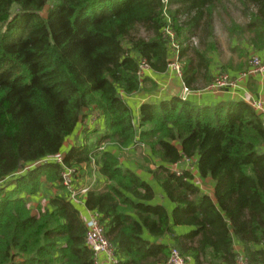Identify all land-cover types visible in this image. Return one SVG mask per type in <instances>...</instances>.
<instances>
[{
  "label": "trees",
  "instance_id": "obj_1",
  "mask_svg": "<svg viewBox=\"0 0 264 264\" xmlns=\"http://www.w3.org/2000/svg\"><path fill=\"white\" fill-rule=\"evenodd\" d=\"M225 1L52 0L43 16L48 0H0V183L61 154L86 110L105 127L92 145H73L61 163L38 165L0 188V264H97L61 178L64 167L80 173L91 166L107 184L90 188L83 203L114 247L112 264H166L171 248L193 264H235V239L247 264H264V125L257 112L244 100L202 107L172 96L142 103L135 123L126 102L155 87L149 72L167 71L173 44L183 86L211 83L218 9L230 18V35L239 30L252 49H264V0H233L244 24L229 16ZM142 63L149 71L141 77ZM114 146L147 148L146 158L159 161L150 172L175 203L171 215L146 203L152 188L120 165ZM193 157L200 175L214 180V199L189 170L170 167ZM43 185L55 192L35 211L28 196ZM173 225L192 228L177 234ZM144 229L170 235L172 244L144 239Z\"/></svg>",
  "mask_w": 264,
  "mask_h": 264
},
{
  "label": "crops",
  "instance_id": "obj_2",
  "mask_svg": "<svg viewBox=\"0 0 264 264\" xmlns=\"http://www.w3.org/2000/svg\"><path fill=\"white\" fill-rule=\"evenodd\" d=\"M216 13L214 14V39L216 42V48L211 49L208 55L211 58V62L209 65L211 71V80L218 74L219 72L227 71L230 75L236 76L238 72L245 68L247 65L245 63V56L250 55L252 53L258 54L262 59H264V49L254 50L250 47L245 39L241 37L239 30L236 34H229V26L231 25L230 19L226 23L223 21V31L227 35V47L224 43L219 40L216 33ZM225 20V19H224ZM235 21V20H234ZM236 22V21H235ZM194 45H196L195 40H193ZM227 52L230 54L227 59L224 54ZM238 53V55H237ZM172 54V53H171ZM171 57V56H170ZM234 58L237 59L235 63ZM149 77L151 81L154 82L155 88H149L146 90H140L139 92L129 95L126 97V102L128 106L131 108V111L134 116L135 123H137V117L139 112V107L144 102L158 103L162 100L170 99L172 96L184 97V100L191 102L196 106H212L217 104L220 101H239L244 100L246 102H250L256 99L264 100V75H253L249 78L236 83L235 85L227 84L223 88L218 91L214 90H190L184 91V86L180 75L176 73L175 70L168 68L167 71L163 73H155L149 72ZM212 82V81H211ZM146 86L150 87V83L147 82ZM93 111L86 110L85 116L79 121L77 128L73 134L68 136L63 144L62 152H66L71 146H73L74 142H85V137L87 136L88 141L91 140V134H98L100 137L103 133L105 127L102 124V119L97 115V119L93 120ZM97 124V125H95ZM90 128V129H89ZM89 130L91 133L87 132ZM96 129L95 131H93ZM86 133V134H85ZM67 140H73L70 142V145H65ZM75 146V145H74ZM138 148V147H136ZM135 147H127L124 149H119L117 147H110L111 151L118 157L120 165L124 168H128L134 173H136L143 181H145L154 192V197L152 200L147 201L148 204H159L163 206L167 213L171 215V211L175 206V203L172 202L166 195L161 187V185L153 178L150 170L155 167L159 161L155 159H149V163L147 167H142L138 161L135 159H131V157H126L120 151L126 150L128 154H132L136 150ZM144 154L147 156L150 151L147 148L143 150ZM149 158V156H147ZM194 161V165L191 167H186L182 163L183 160L171 165L175 166V168H180L182 170H189L192 175V181L195 185L199 187L201 192L209 195L212 199H214V180L209 176H201L196 164V157L191 159ZM170 166V167H171ZM92 174L89 175L87 170H83L81 175V181H92L95 189H102L107 184V179L100 175L95 171V168L89 169ZM90 176V177H89ZM11 189V188H8ZM54 189L49 185H43L39 192L35 195L28 196V206L37 211L43 210L48 206V199L53 194ZM82 219H84L88 213V209L84 204H77ZM191 226L188 225H173V230L177 234H184L191 230ZM142 237L151 242L171 245L172 238L170 235H163L160 237L152 236L146 229L143 230ZM234 249L236 253L243 252V247L238 240H234ZM97 264H107L106 257L103 254H99L97 259ZM189 264H193V262H189Z\"/></svg>",
  "mask_w": 264,
  "mask_h": 264
},
{
  "label": "built area",
  "instance_id": "obj_3",
  "mask_svg": "<svg viewBox=\"0 0 264 264\" xmlns=\"http://www.w3.org/2000/svg\"><path fill=\"white\" fill-rule=\"evenodd\" d=\"M174 49H176L175 44H173V49L171 52L172 54L169 59L168 68L175 70L176 73L180 75V65L177 62L176 50ZM148 71H149V67L147 66V64L142 63L140 65V70L138 74L142 77ZM253 75H264V61H262L260 57L254 53L248 56V67L242 71H239L236 76L231 77L229 74H226L224 72H219L218 74H216V76H214L213 81L206 88L201 90L218 91L227 84L235 85L236 83L241 82L247 79V77ZM184 91H190V90L184 87ZM181 98L185 99L184 97ZM249 104L261 117L264 125V100L261 99L252 100L249 102ZM59 155L55 156L54 158L46 159V160L52 162L57 161L61 163L62 158L59 157ZM44 161L42 160V162ZM40 162L41 161H39L38 163ZM65 171H67V173L64 174L63 172ZM76 175H77V171L75 170V168L64 167L63 171L61 172L62 183L63 185H65L67 189V199L70 200L75 205L77 204L79 205V204H84L83 197L87 193V191L90 188H92L93 182L92 181L87 182L83 180L81 181V178H79L80 176L78 175L76 176ZM83 221L85 223V228H86L85 243L93 251L95 260L97 259L99 254H103L106 257L107 264H112L113 261H115L116 259L114 247L105 238L102 225L99 222L97 216L92 211L88 210V213L86 217L83 219ZM166 264H189V261L185 257H183L178 252L177 249L171 248L170 255ZM235 264H247L243 252L236 253Z\"/></svg>",
  "mask_w": 264,
  "mask_h": 264
},
{
  "label": "rangeland",
  "instance_id": "obj_4",
  "mask_svg": "<svg viewBox=\"0 0 264 264\" xmlns=\"http://www.w3.org/2000/svg\"><path fill=\"white\" fill-rule=\"evenodd\" d=\"M51 2H52V0H48V4L45 6V8L41 11V14L43 15V16H45V14H46V12H47V9L50 7V4H51ZM225 4H226V9H227V12L229 13V16L233 19V20H235L236 21V23H239V24H244L245 23V21H246V18L245 17H243V15L240 13V11H239V9L237 8V6L236 5H233L234 3H233V0H228V2L227 1H225ZM225 19V20H224ZM229 19L230 18H228L226 15H225V12L224 11H222V8L221 9H218L217 10V12H216V19H215V24H216V33H217V36H218V38H219V40H221L223 43H224V45L227 47V45H226V43H227V35L224 33V31H223V21H225L226 23L229 21ZM256 54V53H255ZM230 54L227 52V50H226V53L224 54V56H225V58L227 59L228 57H230L229 56ZM237 55H238V53H237ZM256 55H258V54H256ZM248 56L249 55H247V56H245V63H246V65H247V67H248ZM259 56V55H258ZM260 57V56H259ZM260 59L262 60V61H264V59H262L261 57H260ZM234 61H235V63L237 62V59L236 58H234ZM246 67V68H247ZM245 68V69H246ZM242 70H244V69H241L240 71H242ZM223 72V71H222ZM224 73H226V74H229L227 71H225ZM230 75V74H229ZM231 77H233L232 75H230ZM250 77V76H249ZM249 77H247V78H249ZM214 79V78H213ZM213 81V80H212ZM155 88V87H154ZM262 100V99H261ZM97 113H93V116H92V119L94 120H96L97 119ZM95 125H97V124H95ZM90 129V128H89ZM87 132H89V133H91L88 129L86 130ZM86 134V133H85ZM88 137L86 136L85 137V142H74L73 143V145H75V146H78V145H80V144H88V145H92L93 143H95L98 139H99V136H98V134L96 133H94V134H91L90 135V138H91V140L90 141H88V139H87ZM70 142H73V140L71 141H69V140H67L66 141V143H65V145L66 146H68V144L70 145ZM143 150H144V148L143 147H138V148H136V150H135V152L134 153H132V154H128L127 153V151L126 150H122V151H120V153H122L123 155H125L126 157H131V159H135L136 161H138L139 163H141L140 165L142 166V167H147V165H148V163H149V161H148V159L146 158L147 156L144 154V152H143ZM66 152H64V153H61L60 155H59V157H61L62 158V156H64V154H65ZM58 157V158H59ZM57 158V159H58ZM44 161V160H43ZM46 162H52V161H47V160H45L44 162H40V163H35L36 165L34 166V165H28V167H26L25 169H22V171H20V172H18V173H16L15 175H13L11 178H9V179H7V180H3L1 183H0V188H2V187H4V186H6L7 184H6V182H13V181H15V179H16V177H18L19 175H24V174H26V172H28V171H30L32 168H34V167H36V166H38V165H42L43 163H46ZM56 163H59V162H57L56 161ZM182 163L184 164V166H186V167H191V166H193L194 164V161H192V160H187V159H183V161H182ZM91 168H94V166H91ZM85 169V168H84ZM171 169H173V170H175V171H178V170H180V168L178 167V168H175V166H171ZM82 171H83V169H81ZM86 170L88 171V173H90L89 175L91 176V174H92V172H91V170H89V169H87L86 168ZM82 171L79 173L78 171H77V173H79V175L81 176H83V174H82ZM64 174L65 173H67V171H65V172H63ZM63 175V174H62ZM89 176V177H90ZM76 178H78V177H76ZM79 178H81V177H79ZM54 192H55V190H54Z\"/></svg>",
  "mask_w": 264,
  "mask_h": 264
}]
</instances>
